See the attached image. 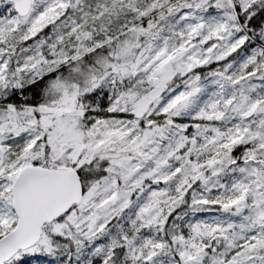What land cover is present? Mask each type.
Instances as JSON below:
<instances>
[{"label": "snow or ice", "instance_id": "snow-or-ice-1", "mask_svg": "<svg viewBox=\"0 0 264 264\" xmlns=\"http://www.w3.org/2000/svg\"><path fill=\"white\" fill-rule=\"evenodd\" d=\"M0 264H264V0H0Z\"/></svg>", "mask_w": 264, "mask_h": 264}]
</instances>
